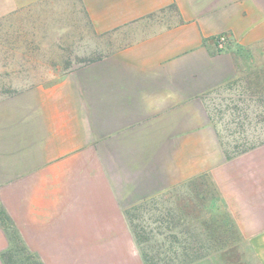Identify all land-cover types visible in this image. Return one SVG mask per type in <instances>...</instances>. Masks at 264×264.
Segmentation results:
<instances>
[{
	"label": "crops",
	"instance_id": "obj_1",
	"mask_svg": "<svg viewBox=\"0 0 264 264\" xmlns=\"http://www.w3.org/2000/svg\"><path fill=\"white\" fill-rule=\"evenodd\" d=\"M13 2L29 9L20 23L80 13L129 40L0 102V202L41 262L145 264L126 210L203 180L233 217L239 264H264V142L226 158L207 101L264 40V0ZM171 5L176 19L152 24Z\"/></svg>",
	"mask_w": 264,
	"mask_h": 264
},
{
	"label": "rangeland",
	"instance_id": "obj_2",
	"mask_svg": "<svg viewBox=\"0 0 264 264\" xmlns=\"http://www.w3.org/2000/svg\"><path fill=\"white\" fill-rule=\"evenodd\" d=\"M29 14L28 7L20 10L13 0H0V102L55 83L129 42L117 34L96 32L80 13L71 14L66 24L20 23ZM175 19L174 10L168 8L154 14L151 22L168 25ZM242 50L239 76L207 100L222 147L232 154L264 142V106L254 86L257 77L264 76V40ZM145 208L148 212L144 210L137 223L148 231L142 246L154 260H181L184 247L187 260L200 255L197 260L211 257L216 264H239L236 226L216 185L199 180Z\"/></svg>",
	"mask_w": 264,
	"mask_h": 264
},
{
	"label": "trees",
	"instance_id": "obj_3",
	"mask_svg": "<svg viewBox=\"0 0 264 264\" xmlns=\"http://www.w3.org/2000/svg\"><path fill=\"white\" fill-rule=\"evenodd\" d=\"M171 8H175V6L171 5ZM254 86L256 92L261 94V96L259 97L261 102L260 104L264 106V99L262 100V98L264 97V95L262 96V94H264V76L262 79L261 78L258 79L257 77V81L254 83ZM214 126L216 128L215 123ZM218 136L220 138L219 132H218ZM223 151L225 153L226 158H231L232 156L239 153V152L233 154L227 153L224 149ZM146 202L147 201H144L143 204L137 205L135 207L126 210V217L128 219L130 228L132 230V234L134 236L135 242L141 251V255L145 264H191L194 261H196L198 258L202 257L200 255H194L191 260H187L188 256L186 255V251L184 247H183L184 251H182L184 258H182L181 260H175V261L169 260L167 261V263H162L161 259L154 260V258L150 257L142 246V244H144V242H146L148 239L145 234V232L148 231H145L146 229L144 228V226H142L140 223H137V221L141 219L140 217H142L141 214L144 213V210H147L148 212V209L146 208L144 209L145 205L150 204L152 201H149L147 203ZM155 221L159 222L160 217H157ZM0 228L4 230L8 242L5 250L0 253V259L3 262V264H43L37 253L31 251L25 245L15 223L8 215L1 202H0Z\"/></svg>",
	"mask_w": 264,
	"mask_h": 264
},
{
	"label": "built area",
	"instance_id": "obj_4",
	"mask_svg": "<svg viewBox=\"0 0 264 264\" xmlns=\"http://www.w3.org/2000/svg\"><path fill=\"white\" fill-rule=\"evenodd\" d=\"M216 42L218 43V44H223V43H225L226 42V36L225 35H220V36H218L217 37V39H216Z\"/></svg>",
	"mask_w": 264,
	"mask_h": 264
}]
</instances>
